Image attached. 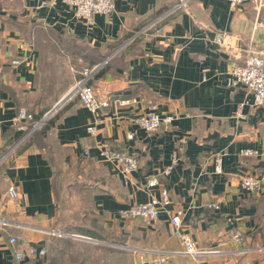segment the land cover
Masks as SVG:
<instances>
[{
  "label": "crops",
  "instance_id": "obj_1",
  "mask_svg": "<svg viewBox=\"0 0 264 264\" xmlns=\"http://www.w3.org/2000/svg\"><path fill=\"white\" fill-rule=\"evenodd\" d=\"M181 1L115 0L114 13L94 16L88 29L61 1L0 0V264H52L54 239L71 237L49 231L82 235L76 228L85 222L123 241L126 264L162 254L165 264H264V191L241 188L246 177L264 182V109L230 84L234 66L252 51L264 54V27L255 28L264 0L239 8ZM95 65L91 83L109 106L92 113L72 91L83 67ZM149 110L173 117L172 125L145 132L136 117ZM106 147L135 153L137 170L124 177L102 156ZM164 189L171 202L156 222L122 216ZM176 210L184 213L179 233L216 252L183 254L170 219ZM14 236L36 256L18 260ZM104 244L96 256L116 264V245Z\"/></svg>",
  "mask_w": 264,
  "mask_h": 264
},
{
  "label": "built area",
  "instance_id": "obj_2",
  "mask_svg": "<svg viewBox=\"0 0 264 264\" xmlns=\"http://www.w3.org/2000/svg\"><path fill=\"white\" fill-rule=\"evenodd\" d=\"M52 2L61 1L66 3L75 10L77 17L83 19L88 26V29H92L93 17L96 15L109 16L115 11V0H51ZM232 7L239 8L245 3L251 2L260 5L259 0H228ZM186 0H182L179 7L185 6ZM152 26V25H151ZM149 26L148 28H150ZM154 25L151 27L153 28ZM264 27L263 22H257L255 28ZM219 43H223V35L217 37ZM101 65H95L93 67H83L81 73L82 78L75 85L72 94L77 96L81 104L92 113H97L100 109L109 106L108 101H103L99 97L98 90L91 80L95 73L100 69ZM233 80L231 85H243L253 95V106L262 107L264 109V54L260 51H252L250 55L245 59L241 65L234 66L232 70ZM61 105L59 103L55 108ZM54 110V109H53ZM53 110L47 112L43 119L34 123L35 128H41L46 120L54 113ZM32 116L26 112H22L20 119H31ZM173 117H161L154 110H149L140 113L136 117L137 125L149 134L157 133L167 129L172 125ZM89 131L94 134L95 129L89 128ZM134 134L128 135L131 139ZM102 156L110 161L116 163L120 168L121 174L124 177H129L138 168V159L135 153L128 151L115 150L114 148L106 147L102 151ZM243 154L249 155L250 151H244ZM221 158H218L217 169L220 170ZM170 169H166L164 174H169ZM159 184V178L155 177L150 181V186H156ZM241 188L244 191L251 193H260L264 191V182L255 176L246 177L241 181ZM18 191L16 187H10L8 196L12 199L18 198ZM171 202L169 193L166 189L162 190L161 198L152 197L148 202L142 204H135L129 209L122 212V216L127 219H141L147 223H154L158 220L160 211L164 207H167ZM212 208H218L216 204L209 205ZM182 210H176L171 213V223L179 233L181 227ZM49 234L52 237L65 238L76 237V235L64 233L58 230H51ZM182 242L184 243L183 254L192 258H197L202 255L213 253L200 250L196 243L192 240L187 233H179ZM232 238L235 243L242 244L244 241L242 233H232ZM11 243L15 247V257L18 260H24L26 257H35L37 250L27 244L21 243L17 237L11 238ZM167 255L162 254L159 257L153 259L149 264H165L167 261ZM135 264V263H133Z\"/></svg>",
  "mask_w": 264,
  "mask_h": 264
},
{
  "label": "rangeland",
  "instance_id": "obj_3",
  "mask_svg": "<svg viewBox=\"0 0 264 264\" xmlns=\"http://www.w3.org/2000/svg\"><path fill=\"white\" fill-rule=\"evenodd\" d=\"M259 2L261 1L259 0ZM56 110L57 108H54L53 112L55 113ZM120 247L115 246L113 248L116 249V264H126L124 251ZM52 248V264H98L96 259H100V264H105L104 255L96 256V249H107L108 245L104 244V241L91 240L86 236L77 234L76 237L67 239H54Z\"/></svg>",
  "mask_w": 264,
  "mask_h": 264
},
{
  "label": "trees",
  "instance_id": "obj_4",
  "mask_svg": "<svg viewBox=\"0 0 264 264\" xmlns=\"http://www.w3.org/2000/svg\"><path fill=\"white\" fill-rule=\"evenodd\" d=\"M41 119L42 117L38 121H40ZM76 230L79 231L84 236L96 238V240H100V241L109 242L116 246H124L122 240L105 237L102 231L97 226L95 227V230H93L92 225L89 224L88 222H85L82 227H77Z\"/></svg>",
  "mask_w": 264,
  "mask_h": 264
}]
</instances>
